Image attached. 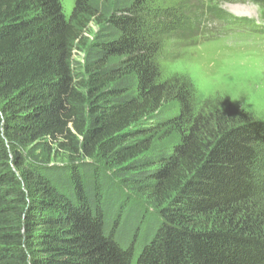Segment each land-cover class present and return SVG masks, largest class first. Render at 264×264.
<instances>
[{"label":"trees","instance_id":"16d2710c","mask_svg":"<svg viewBox=\"0 0 264 264\" xmlns=\"http://www.w3.org/2000/svg\"><path fill=\"white\" fill-rule=\"evenodd\" d=\"M156 1L0 0V264H264V123L161 79Z\"/></svg>","mask_w":264,"mask_h":264},{"label":"rangeland","instance_id":"374dc122","mask_svg":"<svg viewBox=\"0 0 264 264\" xmlns=\"http://www.w3.org/2000/svg\"><path fill=\"white\" fill-rule=\"evenodd\" d=\"M61 3L69 19L76 0ZM155 5L158 12L148 15L147 32H168L159 56L161 79L190 80L198 109L229 101L264 123V17L260 20L258 5L250 0L221 4L222 10L236 17L261 22L241 19L237 24L221 15L215 17L218 13H207L199 0H157ZM96 31L91 24L87 36L93 38ZM74 61L81 78L85 75L84 49L75 51ZM256 173L259 187L264 188V146L259 147Z\"/></svg>","mask_w":264,"mask_h":264}]
</instances>
